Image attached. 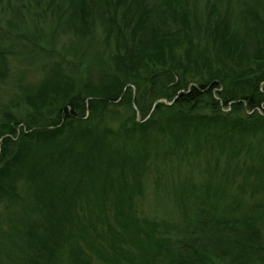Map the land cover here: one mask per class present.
Returning <instances> with one entry per match:
<instances>
[{
  "label": "trees",
  "instance_id": "obj_1",
  "mask_svg": "<svg viewBox=\"0 0 264 264\" xmlns=\"http://www.w3.org/2000/svg\"><path fill=\"white\" fill-rule=\"evenodd\" d=\"M198 2L0 0V264H264V0Z\"/></svg>",
  "mask_w": 264,
  "mask_h": 264
},
{
  "label": "rangeland",
  "instance_id": "obj_2",
  "mask_svg": "<svg viewBox=\"0 0 264 264\" xmlns=\"http://www.w3.org/2000/svg\"><path fill=\"white\" fill-rule=\"evenodd\" d=\"M204 1L205 0H199V2H198L197 7L200 10V12L203 8L202 6H203ZM237 7H238V5H235V2L232 1V9L234 10ZM222 9H224L223 5H222ZM36 25L38 26L37 23H36ZM31 76H29V78H31ZM11 92H12V90H10L9 87L8 88L6 87L5 90L3 91V93L1 94V98L4 100H7V101L10 100ZM258 111H260V110H258ZM15 129H17V127ZM161 169L162 170H168V169H166V166H161ZM185 170H187V167L183 166L182 168H180V170H179L180 175H182ZM177 174L175 172L173 174L166 173L165 175L168 179H171V178L176 179ZM151 188H153V187H151ZM138 208H139L140 215L146 216L149 218L171 219V218L176 217V212H175V208L173 206L172 201L162 192L154 193L153 189H148L147 192L145 193V195L143 196V198H141L138 201Z\"/></svg>",
  "mask_w": 264,
  "mask_h": 264
}]
</instances>
